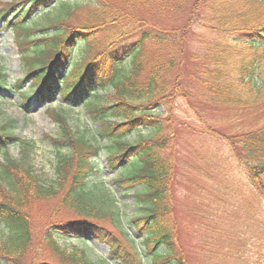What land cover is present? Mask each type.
Masks as SVG:
<instances>
[{
    "label": "trees",
    "instance_id": "trees-1",
    "mask_svg": "<svg viewBox=\"0 0 264 264\" xmlns=\"http://www.w3.org/2000/svg\"><path fill=\"white\" fill-rule=\"evenodd\" d=\"M75 1L95 7L76 26L66 23L77 7L68 0H0V21L13 33L25 72L24 79L8 85L0 70V99L16 91L27 109L33 97L49 104V110L53 102L81 107L96 126L91 135H80L66 117L51 110L61 130L52 143L70 154L61 159L57 181L50 186L9 156V146L19 141L16 121L0 126V197L2 191L7 194L0 200V229L5 232L0 259L6 264H94L83 250L59 245L57 239L71 237L107 246L103 264H186L176 252L178 234L171 221L180 171L173 119L177 101L197 117L201 107L224 112L236 122L220 127L214 121L224 131L204 123V136L228 150L217 155L216 164L234 161L264 200V118L242 124L241 117L255 115L264 101V0H159V10H188V15L171 24L135 21L145 27L121 48L114 47L117 35L99 43L100 48L94 44L102 29L133 21L123 15L125 10L109 0ZM52 5L60 9L58 17L45 24L28 21ZM204 10L212 16L208 22L221 28L204 27L206 35L194 42L193 31L206 21ZM195 44L200 50H194ZM102 172L117 173L115 189L105 187ZM123 196L135 201L136 215L128 221L120 206ZM31 199L58 202L73 216L37 237L24 209ZM46 248L58 258L39 259Z\"/></svg>",
    "mask_w": 264,
    "mask_h": 264
},
{
    "label": "rangeland",
    "instance_id": "rangeland-1",
    "mask_svg": "<svg viewBox=\"0 0 264 264\" xmlns=\"http://www.w3.org/2000/svg\"><path fill=\"white\" fill-rule=\"evenodd\" d=\"M12 1L20 0H3V3ZM109 1L116 3L118 8L124 9L123 15L130 16L133 21H124V25H118L117 28L102 29L96 36L94 44L96 48H100L101 43L104 44V41L111 39L114 35L120 36L119 43L114 46L116 48L135 41L140 34V27L142 25L145 27V24L139 23L141 20L152 24V21L158 20L156 23H159L162 19L167 20V24H171L188 15V10H184L185 13L171 9L159 10L162 4L159 0ZM68 3L72 6L77 5L66 21L69 25L76 26L85 23L95 9L87 2L76 4L75 0H68ZM53 5L38 11L28 21L45 24L48 20L55 19L60 15V9L53 8ZM209 15L205 10L202 11L201 17L204 16L206 21H201L198 29L193 31L194 42L206 35L204 27L207 26V31L209 27L221 28L217 24L208 22L212 18ZM202 18L200 20H203ZM4 26L5 23L0 21V70L7 76L8 85H14L15 82L25 78V72L13 33ZM200 46V44H195L193 48L198 51ZM116 48L112 49L116 50ZM30 83H25L23 88L28 90ZM101 95L103 98V94ZM48 105L39 103L33 97L29 110H26L23 107L20 93L16 91L12 94H4V98L0 99V126L8 121L17 123L14 132L19 141L9 146V156L31 169L46 186L57 181L58 165L63 157L70 154L67 148L57 147L52 143L51 139L59 137L61 130L51 116V110H56L66 117L70 128L80 135H91L96 127L81 107L67 108L53 102L49 110ZM197 110H199L198 117L189 110L185 102L177 101L173 111L175 128L178 133L180 163V171L173 189L177 195V204L174 207L173 217H171L178 234L176 252L186 259V264H264V200L262 194L255 189L253 182L246 178L243 169L238 168L234 161L227 160L221 165L216 164L219 162L217 155L226 154L228 150L223 145L219 147L222 143L213 141L211 138L209 140L207 136H204L206 130L204 123L213 129L223 130L218 129L219 126L214 124V121L220 127H224L231 125L232 119L224 112H213L201 107H197ZM255 112L258 114L255 113L252 116L247 113V115L243 114L242 124L263 121L260 117L264 118V101ZM168 114L169 112H165L166 116ZM234 123L236 122L232 124L235 125ZM142 132V134H147L146 130ZM136 137L137 135L131 137V141L136 140ZM103 156L101 164H105V155ZM2 157L4 159V156ZM116 176L117 173L111 172H102L99 175L100 180L108 189H115L113 180ZM5 192H1V201L7 198ZM121 201L123 202L120 203L123 218L128 221L136 215V207L133 205L135 201L130 196H123ZM57 203L38 202L31 199L24 204L35 236L42 238L44 231L53 223L73 216L72 212L63 209ZM4 235L5 232L1 228L0 245ZM57 240L59 245L68 251L74 247L83 250L86 259L94 264H103L109 256L107 246L99 245L91 240H87V244L71 237ZM41 249H45L44 245ZM32 253L36 256L38 250ZM46 257L58 258L48 248H46L45 256H40L39 259ZM0 264L6 263L0 259Z\"/></svg>",
    "mask_w": 264,
    "mask_h": 264
}]
</instances>
